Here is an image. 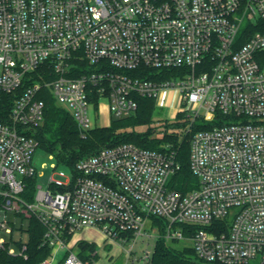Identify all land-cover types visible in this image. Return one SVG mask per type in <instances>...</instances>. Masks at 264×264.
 <instances>
[{"label":"built area","instance_id":"built-area-1","mask_svg":"<svg viewBox=\"0 0 264 264\" xmlns=\"http://www.w3.org/2000/svg\"><path fill=\"white\" fill-rule=\"evenodd\" d=\"M263 27L264 0H0V249L15 227L10 212L43 226L50 252L37 264H96L100 246L72 239L84 229L129 244V264L140 240L149 245L147 226L160 236L153 217L167 242L187 243L199 261L264 264ZM42 89L82 132L97 127L102 104L109 123L134 115L138 98L162 108L171 94L172 118L182 114L186 132L201 127L189 152L197 186L171 187L179 164L168 148L123 143L69 173L51 164L29 200ZM25 250L8 253L26 259ZM152 252L138 261L149 264Z\"/></svg>","mask_w":264,"mask_h":264},{"label":"trees","instance_id":"trees-1","mask_svg":"<svg viewBox=\"0 0 264 264\" xmlns=\"http://www.w3.org/2000/svg\"><path fill=\"white\" fill-rule=\"evenodd\" d=\"M257 29L260 27L257 26ZM175 76L176 72L171 70L163 72L159 79H169ZM39 97L44 102L43 123L34 130V138L38 147L55 159L57 167L72 170L80 159L90 156L104 147L123 143L157 151L168 148L175 153L179 164V170L172 178L171 187L176 191L185 193L197 186V179L189 169V152L192 134L201 128L199 125L194 124L191 132L182 131L181 134H165L163 137L151 135L149 128L147 131L138 132L135 130L136 127L150 126L155 109L152 99L138 98V108L134 115L121 119L112 118L106 126H97L82 132L70 114L57 105L47 89H42ZM27 181L28 190L25 197L28 195V199L31 200L35 178H29ZM20 219L23 220L22 225L19 229L16 226L13 227L12 234L6 237L5 248L0 249V264H37L49 255L50 249L41 245V238L44 233L43 226L33 217ZM27 220L28 226L25 229L23 223ZM151 222L158 227L160 236L154 243L149 264H207L197 260L190 247L177 248L175 247L177 242H167L162 237L165 226L162 219L152 217ZM25 234H27L26 241L23 239ZM21 244L26 245L24 251L26 259L23 256L8 253L10 246L20 250ZM78 246L83 251L95 249L93 243L80 242Z\"/></svg>","mask_w":264,"mask_h":264},{"label":"rangeland","instance_id":"rangeland-1","mask_svg":"<svg viewBox=\"0 0 264 264\" xmlns=\"http://www.w3.org/2000/svg\"><path fill=\"white\" fill-rule=\"evenodd\" d=\"M166 105L165 107H155L153 115H152V122L149 127L147 126H138L135 128L136 131H147L149 128V133L151 135H154L155 137H163L165 134H181L182 131H184L186 127V121L182 114H177L174 118L173 117V109L177 106V103L175 98L171 99V94L166 95L165 97ZM59 105V104H57ZM103 107L101 108L100 116L97 117L95 121V125L98 127L106 126L108 125V117L105 112V106L102 104ZM101 105V106H102ZM61 108L66 110L69 114V110L61 105H59ZM195 124H199V121H197ZM193 129V127H192ZM185 132V131H184ZM183 134V133H182ZM56 164V161L54 158H50V154L45 152L43 149L37 147L32 158V164L35 167L37 174L34 176L35 181L33 184V192L31 196L34 194L35 186H41L42 188H46L49 177L53 174L54 170L51 168V164ZM64 170L69 173V170L67 168H64ZM28 190V188H27ZM8 220L15 223V226L17 229L20 228V225L22 223L21 219L18 217H15L12 213H8ZM25 229L28 226V220L24 223ZM157 227V226H156ZM158 228V227H157ZM159 230V229H158ZM146 233L148 235H152V238L149 239V245H146L147 240L143 239L140 240L134 247V254L137 260L133 261V258L131 257L129 264H141L138 259H140L145 252V250L152 251L153 245L156 241V237L158 234V231L151 230L148 226L145 229ZM3 237H6L3 235ZM16 237H18L16 235ZM23 239L27 240V234L24 235ZM73 241H78L80 239H85L86 241H93L100 249L99 253L103 256L99 255L96 264H123L125 260L124 250L128 248V245H123L122 248H119L118 245H109L108 243H103V237L99 231L96 229H84L83 231L77 232L73 236ZM102 244V245H101ZM175 247L177 248H183V247H189L187 243L185 242H178ZM107 256V257H106ZM109 256L111 260L108 261L107 258ZM61 258H59V261ZM253 264H256L255 262Z\"/></svg>","mask_w":264,"mask_h":264},{"label":"crops","instance_id":"crops-1","mask_svg":"<svg viewBox=\"0 0 264 264\" xmlns=\"http://www.w3.org/2000/svg\"><path fill=\"white\" fill-rule=\"evenodd\" d=\"M108 117V116H107ZM102 255V254H101Z\"/></svg>","mask_w":264,"mask_h":264}]
</instances>
